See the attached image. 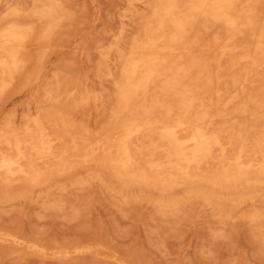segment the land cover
Instances as JSON below:
<instances>
[{
    "label": "rangeland",
    "instance_id": "374dc122",
    "mask_svg": "<svg viewBox=\"0 0 264 264\" xmlns=\"http://www.w3.org/2000/svg\"><path fill=\"white\" fill-rule=\"evenodd\" d=\"M256 1L254 21L264 33V0ZM48 6L52 17L40 18ZM146 13L140 2L129 0H0V31L14 25L25 35L16 50L18 68L0 67V154L15 156L14 145L20 143L25 167L44 173L36 185L0 174V264H264V222L247 218L263 213L264 203L234 210L222 205L218 211L197 198L183 201L189 188L168 195L126 188L110 169L109 148L126 120L114 115L116 84ZM200 35L198 47L208 49L202 60L212 76L219 71L221 76L224 121L215 127L236 137L225 153L231 157L240 138L250 152L264 133V69L248 78L234 105L227 104L236 94L233 81L244 79L247 65L239 58L252 52L249 41L240 37V49L222 58L209 49L214 37ZM3 53L0 48V61ZM243 105L252 114L238 116ZM41 140L50 146L42 162L33 150ZM148 143L143 138L133 145L147 149ZM146 160H140L144 167ZM217 162L215 157L204 170L213 171ZM171 201L177 204H158Z\"/></svg>",
    "mask_w": 264,
    "mask_h": 264
},
{
    "label": "bare ground",
    "instance_id": "6f19581e",
    "mask_svg": "<svg viewBox=\"0 0 264 264\" xmlns=\"http://www.w3.org/2000/svg\"><path fill=\"white\" fill-rule=\"evenodd\" d=\"M129 1L131 3L140 2L147 13L140 22L137 38L133 40L123 60L121 71L119 70L121 72L120 81L116 84L117 111L114 115L126 119L121 124V135L117 143L109 148V153L112 154L109 165L117 182L126 188H146L166 195L172 191L175 193L177 188L187 190L189 188L183 201L197 198L215 207L218 211L222 205L234 210L243 205L253 206L258 202L264 203V133L255 142L251 153L245 148L247 141H243L238 136L242 143L231 157L226 155V146H233L232 142L236 137L225 135V132L215 127L218 122L224 121V115L221 114V109L219 110L220 71L212 76L204 62L206 60L203 61L201 58L208 49L207 47L202 49L201 45L200 47L197 45L199 33L213 36L209 49L216 51L219 57L223 58L237 52L240 49L237 45L238 39L246 35L252 52L240 55L239 60L247 66L243 70L244 77L242 78L244 79L233 81L236 94L227 104L232 103L238 97V91H243L249 86L248 78L258 68L264 69V33L257 28L254 21L255 10H258L256 9L257 1ZM53 12L54 9L48 6L39 13V17L47 20L52 17ZM219 31H222V36H219ZM24 37L19 27L14 25L3 27L0 31V48L6 53V55L3 53L4 58L1 56L4 59L0 61L2 71L10 68L16 69L18 65L16 50ZM213 83L216 88L213 87ZM151 93L157 95L150 98ZM261 102L264 104V100ZM237 112L238 116L252 114L244 105ZM263 116L260 115V117ZM247 124L250 125V123ZM116 126L118 127L117 121ZM143 138L149 141L147 149L133 145L135 141ZM38 144L33 147V150L36 155L35 159L42 162L44 158L47 159L50 146L42 140L38 141ZM21 145L15 143V156L13 157L0 154V174L23 177L31 185L41 184L44 173L39 174L40 171L37 173L25 167L23 162L27 159ZM52 151L55 150L52 149ZM144 157H147L145 167L140 164V160ZM215 157L220 159L217 167L210 172L204 170L209 163L214 161ZM79 161L84 160H77L78 163ZM95 163H98V160ZM63 170L59 169V171ZM51 173H53L52 170ZM45 178L47 180V176ZM256 189L258 191L255 192ZM158 204L164 205V208H170L174 207L177 202L171 201L168 204L159 202ZM247 218L252 223H262L264 212H253L247 215ZM261 236L264 240V233Z\"/></svg>",
    "mask_w": 264,
    "mask_h": 264
}]
</instances>
